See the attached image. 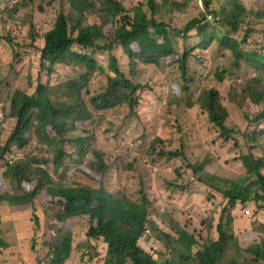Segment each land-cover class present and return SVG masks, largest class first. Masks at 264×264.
I'll return each mask as SVG.
<instances>
[{"label":"trees","instance_id":"1","mask_svg":"<svg viewBox=\"0 0 264 264\" xmlns=\"http://www.w3.org/2000/svg\"><path fill=\"white\" fill-rule=\"evenodd\" d=\"M43 1L20 0L7 15L12 18L14 12L29 3H36L41 10ZM65 1L66 10H58L53 25L43 34L39 36L31 24L28 46L38 51L39 67L47 78L59 67L75 65L80 71L76 77L59 83L37 82L31 93L20 88L7 91L6 113L15 119V125L5 143L0 142V161L6 163L4 170L0 168V208L5 206L8 210L11 205L30 204L34 213L35 203L39 201L40 213L46 222L65 225L68 221L86 218L84 237L105 248L102 264H264V223L259 241L245 243L233 230L232 214L236 206L250 202L264 213V150L259 144V138L264 136V125L260 124L264 122V109L254 114L244 110V118L253 128L249 129L248 125L241 129L229 121L230 113L215 85H206L195 102L186 103L187 107L198 106L206 113L220 138L233 141L232 151L238 153L234 159L243 169L241 177L228 178L211 172L209 156L192 158L184 145L173 146L160 134H156L145 149L153 163L182 161V165L175 168L177 178L166 182L168 188L185 190L193 181L212 196L221 194L227 200L228 206L223 208L216 224L218 239L213 241L208 234L205 245L190 231V222L180 220L173 210L156 207L157 200L145 190L143 181L133 192L126 186L109 190L106 177L111 168V154L89 146L91 134L87 128L96 115L121 109L134 115L137 93L144 87L132 80V75L138 71L137 64L177 65L182 85L181 90L173 88L174 98L178 99L182 91L188 90L192 79L191 52L186 48L183 53L175 50L168 34L169 25L161 18L166 12L185 13L182 11L188 9L191 0H145L150 14L142 10V4L127 8L122 0ZM199 1L202 18L213 13L220 17L228 31H238L242 24L254 26L257 23L264 38V4L248 7L244 0ZM91 15L96 16L97 22H88L87 17ZM1 20L5 22V16ZM199 21V18L191 19L184 29L191 30ZM197 29L203 42L213 36L212 32H205L206 25ZM37 38L41 40L38 46L34 44ZM0 39L10 43L11 38ZM219 40L220 46L231 49L238 71L253 69L254 75L242 79L239 91L233 90V94L241 98V106L246 101L264 105V46L257 44L245 50L241 44L246 41L245 37L238 40L229 33L221 35ZM116 50L125 58V68ZM96 52L108 54L106 67L95 59ZM14 54L17 56L14 59H18L16 51ZM217 78L221 81V74ZM183 101L171 99L164 116L170 114L173 106L181 107ZM258 121L257 130L253 124ZM29 132L49 148L48 154L6 160L12 146L23 149L29 144ZM88 153L92 159L84 161ZM64 160L76 163L75 174L80 175H76L79 180L56 181L50 176L48 165L57 173ZM183 165L191 170L187 180ZM178 178L183 180L182 184ZM6 179L15 182L21 195L8 192ZM247 212L254 216L252 210ZM8 214L14 227L11 210ZM33 222L38 225L35 215ZM15 241V237L11 241L0 240V250L12 249ZM85 246L89 244L85 242ZM157 246L161 249L159 253ZM71 251V230L58 228L45 254L43 250L37 251L35 264H40L49 253L53 254L49 264H65ZM94 257L89 255L88 261H93Z\"/></svg>","mask_w":264,"mask_h":264},{"label":"rangeland","instance_id":"2","mask_svg":"<svg viewBox=\"0 0 264 264\" xmlns=\"http://www.w3.org/2000/svg\"><path fill=\"white\" fill-rule=\"evenodd\" d=\"M19 1L0 0V38L3 36L11 38L10 43L7 39H0V142L4 143L15 125V119L8 117L6 113L8 104L6 93L10 88H20L31 93L37 82L59 83L76 77L80 71V67L75 65L59 67L47 78L45 71L39 67L38 51L28 46L31 24L40 36L53 25V19L58 10L61 8L66 10V1L53 0L50 3L49 0H44L41 3V10L36 3H29L9 18L7 12H11L13 6ZM122 1L127 8L142 4V10L150 14L145 0ZM178 1L185 2V0ZM244 1L248 7L264 4V0ZM179 12L181 11L166 12L161 19L169 25L168 34L173 40L175 50L183 53L186 48L191 52L189 66L192 79L188 90L182 91L178 99L174 98L176 93L173 88L177 87L181 90L182 85L177 65L137 64L138 71L132 75V80L144 87L137 93L138 106L134 115H130L125 109L115 113L96 115L87 131L91 134L90 148H101L111 154V168L106 177V186L109 190L126 186L133 192L136 188L138 189L139 182L143 181L145 190L157 200L156 207L163 211L173 210L180 220L190 222V231L195 234L199 242L203 241L201 243L205 245L208 242V234L213 241L218 239L216 224L223 208L228 206L227 200L221 194L212 196L209 191L203 189L202 185L193 181L188 183L185 190L168 188L166 182L177 178L175 168L181 166L182 161L177 159L168 163H153L150 161V156L147 157L145 149L149 141L156 134H160L173 146L184 145L192 158L204 159L209 156L211 172L228 178L241 177L243 169L234 159L238 153L232 151L233 141L220 138L218 130L208 121L206 113L198 106L189 108L186 103L189 100L195 102L206 85H215L230 113L229 121L239 125L241 129H246L248 125L249 129H252L253 127L244 118V110L254 114L263 110L264 105H255L246 101L241 106V98L234 95L233 90L239 91L242 79L246 75H254L253 69L250 67L238 71L233 64L234 57L231 49L228 46H220L219 37L226 33L238 40L245 37L246 41L241 42L245 50L257 47V44L264 46V38L262 29L257 23L254 26L242 24L238 31H228L225 24L220 21L205 24V32H212L213 36L203 42L197 29L199 26L189 31L184 29L191 19H202L203 8L200 1L191 0L188 9L182 11L185 13ZM2 16H5V22L1 20ZM87 20L89 23L97 22L95 15L88 16ZM245 20L248 21L249 18ZM37 39L34 42L36 46L41 44V40ZM17 44H23V46ZM15 51L18 59H14L17 57L14 54ZM116 54L120 58L122 67L125 68V58L119 50H116ZM94 57L104 67L107 66L106 52H96ZM219 74L222 77L221 81L217 78ZM262 77L264 78V75ZM171 99L184 101L181 107L173 106L170 114L164 116L165 107L169 105ZM258 123L259 121L253 124L257 130ZM260 124L263 126L264 122ZM28 136L29 144L23 149L12 146L6 153V160L48 154L49 148L40 144L33 132H29ZM259 144L264 150V136L259 138ZM90 159H92L90 153L83 158L84 161ZM5 164V161H0V168L4 170ZM42 166L46 168L45 165ZM49 166L48 172L56 181L79 180L76 175H80L75 174L77 165L72 161L64 160V164L57 173H54ZM182 168L184 179L187 180L191 176V170L185 165ZM178 182L182 184L183 180L178 178ZM5 185L12 195L16 193L21 195L15 182L6 179ZM190 185L195 186L190 187ZM10 210L14 227H16L15 232L8 214ZM247 210H252L254 216H251ZM232 214L234 216L233 230L235 231L234 223L237 220L243 227L237 231L246 241L245 243L259 241L264 213L250 202L245 205L239 204L232 210ZM33 215L37 217L38 225L34 224ZM86 226V218L68 221L65 225L54 221L46 222L40 213L39 201L35 203L34 213L31 211L30 204L11 205L8 210L3 206L0 208V240L11 241L15 237L16 241L12 243V249L0 250V264H35V259L38 257L37 251L48 248V243L55 239L58 228L71 230L72 251L65 264H102L105 248L85 239ZM85 242L89 244V247L85 246ZM157 249L159 253L161 249L158 246ZM89 255L95 256L91 262L88 261Z\"/></svg>","mask_w":264,"mask_h":264},{"label":"built area","instance_id":"3","mask_svg":"<svg viewBox=\"0 0 264 264\" xmlns=\"http://www.w3.org/2000/svg\"><path fill=\"white\" fill-rule=\"evenodd\" d=\"M207 21H215L218 18L215 17L213 14H208L207 16ZM201 23H204V21H202ZM45 254V253H44ZM53 259V256L49 253L48 255H46V258H44L40 264H49L50 261Z\"/></svg>","mask_w":264,"mask_h":264},{"label":"clouds","instance_id":"4","mask_svg":"<svg viewBox=\"0 0 264 264\" xmlns=\"http://www.w3.org/2000/svg\"><path fill=\"white\" fill-rule=\"evenodd\" d=\"M208 14H213V13H208ZM208 14H205L206 16L208 15ZM214 15V14H213ZM203 17L202 19H201V21H199L198 23H196V25H195V27H193V28H197L198 26H202V25H205V24H207V23H217V22H219L220 21V17L219 16H216V15H214L215 17H217L218 19L217 20H215V21H207V17ZM202 21H204V23H201ZM252 216V215H251ZM254 219H256V218H254ZM214 241H216V240H214ZM43 252L45 253V250H43ZM52 256H53V254L52 253H50ZM52 261V260H51ZM50 261V262H51Z\"/></svg>","mask_w":264,"mask_h":264},{"label":"crops","instance_id":"5","mask_svg":"<svg viewBox=\"0 0 264 264\" xmlns=\"http://www.w3.org/2000/svg\"><path fill=\"white\" fill-rule=\"evenodd\" d=\"M241 228H243V227L241 225H239V222L237 220H235V223H234V229H235V231L238 232L237 230H239ZM240 239L242 240L241 237H240Z\"/></svg>","mask_w":264,"mask_h":264}]
</instances>
